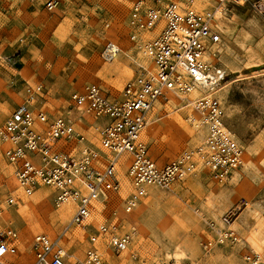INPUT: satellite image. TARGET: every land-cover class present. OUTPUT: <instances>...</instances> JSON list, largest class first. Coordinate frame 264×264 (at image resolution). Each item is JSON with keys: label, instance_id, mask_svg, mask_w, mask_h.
<instances>
[{"label": "rangeland", "instance_id": "rangeland-1", "mask_svg": "<svg viewBox=\"0 0 264 264\" xmlns=\"http://www.w3.org/2000/svg\"><path fill=\"white\" fill-rule=\"evenodd\" d=\"M134 1L58 0L47 10L46 0H0V55L18 52L20 57L16 69L0 59V126L21 102L23 82L41 84L43 108L58 115L67 112L71 93L82 86L99 84L118 96L139 65L150 67L129 40L127 20ZM218 29V64L227 75L218 97L224 124L243 148V165L224 182H216L199 167L168 189L150 187L128 213L123 207L130 191L125 186L121 194V185L118 193L96 204L100 212L92 215L91 222L120 225V231L131 232V243L118 256L103 253V264H244L251 253L264 257V0L230 6ZM108 40L126 54L122 57L118 52L114 61L103 63L100 51ZM178 102L172 98L156 104L148 115L142 138L158 162L205 139V129L190 119L196 114ZM86 121L76 119L75 126L85 124L87 136L98 146L95 123L86 124L93 122L88 116ZM4 150L0 142V229L17 232L18 264H29L32 236L39 232L56 235L72 211L68 207L65 217H56L60 207L52 205L47 186L31 193L16 187ZM42 190L48 192L39 197ZM7 192L17 197L15 204L4 202ZM232 209L229 227L238 241L205 248L203 244L214 238L207 221L221 224V217ZM87 230L72 227L67 236V248L78 256L88 245Z\"/></svg>", "mask_w": 264, "mask_h": 264}, {"label": "built area", "instance_id": "built-area-1", "mask_svg": "<svg viewBox=\"0 0 264 264\" xmlns=\"http://www.w3.org/2000/svg\"><path fill=\"white\" fill-rule=\"evenodd\" d=\"M246 1L135 0L127 20L129 40L150 67L139 65L118 96L99 84H87L71 93L67 112L57 115L43 108L45 92L41 84L22 85L21 102L0 126V142L5 144L4 154L16 187L31 193L47 186L52 205H68L72 211L56 235L39 232L32 236L29 264H103V253L118 256L127 251L131 243L129 230L120 231V225L107 222H91L94 203L119 192L122 166L132 186L124 200L123 208L128 213L136 198L150 187L168 189L199 167L211 179L224 182L243 165V148L224 124L218 97L227 75L218 64L217 47L221 42L220 19L230 6ZM57 2L46 0L44 5L52 10ZM154 30L157 32L150 39L143 35ZM118 52L119 45L108 40L100 59L111 63ZM0 59L12 67L20 61L18 52ZM172 98L178 99L179 107H191L196 114L194 121L206 135L196 147L158 162L151 157L142 133L151 109ZM87 116L93 122L86 124L95 123L98 146L87 136L85 124L75 126L76 119L84 123ZM16 201L12 192L6 193L7 205ZM234 212L225 213L221 224L207 221L214 238L203 244L205 248L238 241V235L229 227ZM72 227L88 229V245L81 256L65 243ZM17 241L13 228L0 229V264H18ZM244 264H264V257L251 253Z\"/></svg>", "mask_w": 264, "mask_h": 264}, {"label": "bare ground", "instance_id": "bare-ground-1", "mask_svg": "<svg viewBox=\"0 0 264 264\" xmlns=\"http://www.w3.org/2000/svg\"><path fill=\"white\" fill-rule=\"evenodd\" d=\"M157 31L156 30H154V31H151L150 32V34L151 35H154L155 33H156ZM119 54L123 57V56H125V54H126V52H125V50L123 49V48H121V47H119ZM118 56V55H117ZM116 68H120L121 66L120 65H118V63H117V61H116ZM195 95V93L192 95V96H194ZM181 108H190V110H191V107L189 106V105H185V106H182ZM193 111V110H192ZM178 117V116H177ZM194 117V118H193ZM158 119V118H157ZM190 119H192V120H195V116H193V114H191L190 115ZM183 121V120H182ZM172 123V122H171ZM173 124V123H172ZM181 124H182V122H181ZM177 125V124H176ZM173 127H177V126H172V128ZM184 127V126H183ZM182 128V127H181ZM186 128V127H185ZM176 130V129H175ZM185 130V129H184ZM185 132H186V130H185ZM187 133V132H186ZM120 173H119V176L122 174V176L120 177V180H121V185H122V188H121V194L123 193V190H124V188H125V186H127L128 187V191H131L132 190V186H131V183H130V181H129V179H128V177L126 176V175H124V172H125V167L124 166H122L121 167V169H120V171H119ZM14 180V179H13ZM15 182V181H14ZM16 183V182H15ZM125 183H126V185H125ZM47 190H42V191H40L39 193H38V196L39 197H44L46 194H47ZM96 203H94V207H93V213L94 214H97L98 212H99V206L98 205H95ZM94 208H95V210H94ZM68 212H69V208H68V205H63V206H61L57 211H56V213H55V215H57L56 217H59V218H63V217H65V215H67L68 214ZM94 217V216H93ZM175 254L176 255H182V253L181 252H178V251H176L175 252ZM181 258V257H180Z\"/></svg>", "mask_w": 264, "mask_h": 264}, {"label": "crops", "instance_id": "crops-1", "mask_svg": "<svg viewBox=\"0 0 264 264\" xmlns=\"http://www.w3.org/2000/svg\"><path fill=\"white\" fill-rule=\"evenodd\" d=\"M8 54H11V53H8ZM8 54H2V55H0V57H2V56H4V55H8ZM17 65H18V64H17ZM17 65H16V66H17ZM8 66H9V65H8ZM9 67H12V66H9ZM12 68L16 69L15 67H12ZM17 75H20L19 72L17 73ZM23 84H24V82L21 84V86H22Z\"/></svg>", "mask_w": 264, "mask_h": 264}]
</instances>
